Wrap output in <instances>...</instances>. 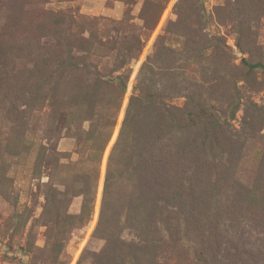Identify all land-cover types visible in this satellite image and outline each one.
Segmentation results:
<instances>
[{
	"label": "rangeland",
	"instance_id": "374dc122",
	"mask_svg": "<svg viewBox=\"0 0 264 264\" xmlns=\"http://www.w3.org/2000/svg\"><path fill=\"white\" fill-rule=\"evenodd\" d=\"M0 264H264V0H0Z\"/></svg>",
	"mask_w": 264,
	"mask_h": 264
},
{
	"label": "trees",
	"instance_id": "16d2710c",
	"mask_svg": "<svg viewBox=\"0 0 264 264\" xmlns=\"http://www.w3.org/2000/svg\"><path fill=\"white\" fill-rule=\"evenodd\" d=\"M138 97V99H140L141 98V96H137ZM135 98V97H134ZM133 98V99H134ZM136 99V98H135ZM115 100V104H114V106H113V109H114V113L117 111V108H119V105H118V103H117V97H116V99H114ZM134 101V100H133ZM127 113H130V108H129V110H128V112ZM115 125V122L114 121H112V122H110V126L111 127H113ZM121 137V138H120ZM119 140L118 141H120V139L122 140L123 138H122V131H121V133H120V136H119V138H118Z\"/></svg>",
	"mask_w": 264,
	"mask_h": 264
}]
</instances>
